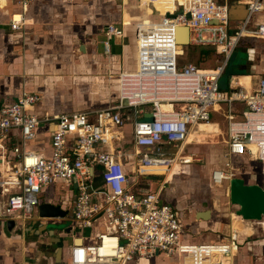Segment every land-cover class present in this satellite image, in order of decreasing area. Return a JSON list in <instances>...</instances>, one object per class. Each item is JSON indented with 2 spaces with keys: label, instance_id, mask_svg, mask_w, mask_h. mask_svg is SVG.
<instances>
[{
  "label": "built area",
  "instance_id": "obj_1",
  "mask_svg": "<svg viewBox=\"0 0 264 264\" xmlns=\"http://www.w3.org/2000/svg\"><path fill=\"white\" fill-rule=\"evenodd\" d=\"M9 1L22 7V12L11 15L10 24L11 29L20 30L35 0ZM244 2L248 14L241 21H232L229 6L217 0H176V9L157 22L172 24L174 34L178 26H188L191 46L212 49L219 56L214 68H202L192 61L181 63L179 56L185 51L179 49L176 33L175 49L182 53L173 60H149L140 69L121 72L114 106L41 117L34 112L41 96L27 90L4 106L0 110L3 217L17 225L31 220L42 192L63 181L74 190L73 202L60 204L69 209L70 216L43 219L71 223L72 232L82 239L69 248L68 264H128L136 257L160 255L178 256L183 264H232L240 251L237 234L231 232L218 242L184 240L186 226L180 212L161 198L167 177L154 169L165 168L167 173L190 164L183 148L192 141L191 131L210 122L215 112L227 119L228 139L223 164L212 173V184L228 183L237 175L238 159L248 155L262 164L264 186V77L250 87L235 86L232 80L226 90L221 85L242 40L264 39V23H254L255 15L263 10V0ZM104 32L108 49L112 39L124 36L125 29L108 24ZM137 37L138 64L143 51L141 24ZM163 104L171 108L164 109ZM128 119L133 122L132 153L113 147L123 139L122 128ZM52 120L56 128L51 154L28 150L38 127ZM11 138L17 143L10 150ZM102 145L108 149H101ZM2 167L6 176H2ZM158 175L164 176L158 187L146 179ZM260 225L264 229V221Z\"/></svg>",
  "mask_w": 264,
  "mask_h": 264
},
{
  "label": "crops",
  "instance_id": "obj_2",
  "mask_svg": "<svg viewBox=\"0 0 264 264\" xmlns=\"http://www.w3.org/2000/svg\"><path fill=\"white\" fill-rule=\"evenodd\" d=\"M217 1L229 6L232 21L246 18L245 0ZM176 6V0H35L27 8L23 28L13 30L11 15L22 12V7L17 2L0 0V110L16 101L24 90L41 96L34 108L41 117L116 105L121 72L132 71L136 67L140 69L149 60H173L176 54L182 53L175 49L174 26L157 23ZM254 23H264V0L263 10L255 15ZM108 24L124 26L125 34L112 39L107 49L104 28ZM140 24L143 51L137 64ZM187 50L188 47L185 54ZM185 54L179 56L181 63L186 62L183 60ZM228 71L229 80L235 86L255 85L264 77V39L244 38L231 59ZM162 108L171 106L164 104ZM55 128L53 120L41 124L36 139L27 145V149L50 155ZM132 128V119H128L122 130L123 139L113 144L114 148L121 147L129 134L132 136ZM216 132H220L216 121L210 125L201 123L192 132L191 140ZM16 143L17 140L11 138L8 148L11 150ZM100 148L108 149L106 145ZM188 148L191 147L185 145L183 149L189 156L187 162H190L192 154ZM122 149L130 153L134 151L127 146ZM177 168H170L167 173L165 168L154 172L165 174L168 182ZM1 170L2 176H6L4 167ZM153 186L158 187L155 183ZM72 189V186L59 181L42 192L41 203L71 204L74 200ZM52 192L60 196L55 198L51 196ZM4 200L0 195V264H68V251L74 238L67 239L64 233L57 234L54 227L56 224L62 227L67 221L54 219L58 222H50L41 218L37 210L31 220L15 224L11 229L9 220L3 217ZM225 207L227 209L223 212L212 211L210 222L198 220V212L188 219H184L182 214L181 219L186 226L184 240L218 242L234 232L241 245L232 264H264L263 227L260 231L230 212L228 206ZM45 225L48 228L45 229ZM202 232L203 235L199 236ZM151 264H183V260L178 256L160 255Z\"/></svg>",
  "mask_w": 264,
  "mask_h": 264
},
{
  "label": "rangeland",
  "instance_id": "obj_3",
  "mask_svg": "<svg viewBox=\"0 0 264 264\" xmlns=\"http://www.w3.org/2000/svg\"><path fill=\"white\" fill-rule=\"evenodd\" d=\"M183 58L184 61L198 63L202 68L207 69L214 68L219 63V56L214 50H211V53L207 55L206 53H203L201 48H196L191 45L188 46L187 54H185ZM228 75L229 71L224 74L221 81V85L224 90L228 88ZM211 121H216L219 124L220 132L192 138V141L188 144V147H191L188 148L191 149V152L188 150V153L190 152L189 154H192L190 157L192 162L173 171L171 179H169V181L165 184V188L161 195L164 202L172 203L174 208L179 211L181 215L183 214L184 219L194 217L197 212L208 209L223 212L227 209L225 206H228V210L234 214H236V210L238 209L237 206L231 204L230 202L229 182L223 185L215 186L211 181L213 171L223 164L224 153L226 150V140L228 139L227 119L222 114L214 112L212 113ZM125 146L131 150L134 148L133 138L130 134L127 136L126 141H124V144L122 143L121 147L119 146L118 148L122 149V147ZM236 166L238 168L236 176L245 178L248 183H253L257 180V182L262 184L260 179L262 164L260 162L247 155L238 159ZM146 179L153 181L156 186H160L164 181V177L162 175ZM57 189L59 190V187ZM68 192L70 191L68 190ZM51 196H55V193L52 192ZM59 196L60 195L56 193L55 198H58ZM227 218L225 217V219ZM198 220L201 219L198 218ZM211 220L212 218L204 221L210 222ZM52 222L57 223L58 220H54ZM246 222L252 226L258 227L260 231H262L259 223L247 220ZM56 225L51 226H54L57 229V234L64 233L65 238L67 239L76 237V234L72 232L68 222L63 223L62 227L61 225ZM95 233L96 231L94 230L93 234L95 235ZM189 233L193 234L191 231ZM203 233L204 232L200 233L199 236L203 235ZM153 260L154 259H142L136 257L133 262H129L128 264H151Z\"/></svg>",
  "mask_w": 264,
  "mask_h": 264
},
{
  "label": "water",
  "instance_id": "obj_4",
  "mask_svg": "<svg viewBox=\"0 0 264 264\" xmlns=\"http://www.w3.org/2000/svg\"><path fill=\"white\" fill-rule=\"evenodd\" d=\"M177 43L180 50L185 51L190 45V29L188 26L176 28ZM127 103V102H125ZM151 117V113L147 115ZM229 198L231 204L238 207L236 214L247 221H264V186L260 182L248 183L245 178L235 176L229 180ZM38 213L41 218H67L70 216L69 209L63 208L60 204L43 202L38 206ZM212 210L200 211L197 217L201 220L210 219ZM10 228H14L15 222L9 221ZM48 228L45 225V229ZM82 242L81 238L72 240L71 245ZM79 244V243H78Z\"/></svg>",
  "mask_w": 264,
  "mask_h": 264
},
{
  "label": "bare ground",
  "instance_id": "obj_5",
  "mask_svg": "<svg viewBox=\"0 0 264 264\" xmlns=\"http://www.w3.org/2000/svg\"><path fill=\"white\" fill-rule=\"evenodd\" d=\"M175 34H176V32H175ZM174 34V35H175ZM175 41H176V38H175ZM164 105V104H163ZM213 121H210V122H204L203 124H207V125H210L211 123H212ZM201 124V123H200ZM199 125V124H198ZM198 125H196V126H198ZM195 126V127H196ZM195 127L193 128V130L191 131V134H192V132H194L195 131ZM191 136V135H190ZM154 170H162L161 168H155ZM262 170H263V166H262ZM240 217V216H239ZM241 218V217H240ZM264 220V219H263ZM78 243H81L80 241H78Z\"/></svg>",
  "mask_w": 264,
  "mask_h": 264
},
{
  "label": "trees",
  "instance_id": "obj_6",
  "mask_svg": "<svg viewBox=\"0 0 264 264\" xmlns=\"http://www.w3.org/2000/svg\"><path fill=\"white\" fill-rule=\"evenodd\" d=\"M203 53H206L207 55H209L211 53V50H203ZM229 65H230V63H229ZM229 65L226 69V72L228 71Z\"/></svg>",
  "mask_w": 264,
  "mask_h": 264
}]
</instances>
